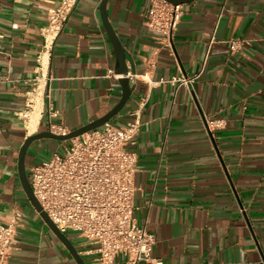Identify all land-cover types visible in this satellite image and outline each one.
<instances>
[{
  "label": "crops",
  "instance_id": "obj_1",
  "mask_svg": "<svg viewBox=\"0 0 264 264\" xmlns=\"http://www.w3.org/2000/svg\"><path fill=\"white\" fill-rule=\"evenodd\" d=\"M101 2L79 0L46 48L42 29L59 0H0V224L18 217L10 264H79L28 198L18 157L30 135L75 130L120 101L123 75ZM149 4H106L131 87L109 121L124 124L146 99L140 132L127 146L137 154L136 222L153 234L151 254L162 264H264V0L182 3L168 41L146 25ZM231 38L251 44L232 53ZM197 74L190 86L172 82ZM55 141L30 145L28 175L43 149L70 145ZM64 234L85 264H97L95 244Z\"/></svg>",
  "mask_w": 264,
  "mask_h": 264
},
{
  "label": "built area",
  "instance_id": "obj_2",
  "mask_svg": "<svg viewBox=\"0 0 264 264\" xmlns=\"http://www.w3.org/2000/svg\"><path fill=\"white\" fill-rule=\"evenodd\" d=\"M78 1L59 0L48 10L47 24L42 29L46 48L69 21ZM182 15V4L150 0L146 25L168 41ZM228 43L233 53L250 45L251 40L231 38ZM199 76L174 78L172 82L190 86ZM145 101L128 112L124 124L107 121L71 139L64 152H54L30 168L29 180L42 210L62 233L74 231L95 244L97 264H162L151 254L153 234L136 222L137 154L127 149L140 132ZM17 226V216L6 225L0 224V264H10ZM120 254L125 257L123 262L116 260Z\"/></svg>",
  "mask_w": 264,
  "mask_h": 264
},
{
  "label": "water",
  "instance_id": "obj_3",
  "mask_svg": "<svg viewBox=\"0 0 264 264\" xmlns=\"http://www.w3.org/2000/svg\"><path fill=\"white\" fill-rule=\"evenodd\" d=\"M108 0H102L100 5V12L102 15L103 23L106 28V31L110 37V40L113 44L117 65H116V73L123 75L122 78H120L121 86H122V97L118 104L114 106L107 114L102 116L101 118L94 120L80 128H77L75 130L66 132V133H56L52 131L51 129L37 132L35 134L30 135L26 138L22 146L20 147L19 151V157H18V170H19V177L21 184L30 199L33 206L36 208V210L41 214L43 217V220L46 222V224L49 226V228L57 235V237L65 244V246L70 250V252L73 254L75 259L78 261L79 264H85L80 255L78 254L75 247L72 245L68 237L62 233L57 226L53 223V221L49 218V216L42 210V207L38 200L36 199L31 183L29 180V175L27 174L26 170V156L28 149L30 145L39 139H45V138H52L58 141H69L73 139L74 137H77L85 132H88L90 130L96 129L98 127H101L105 122L112 119L115 115H117L126 105L127 100L129 99L131 95V87H130V80L127 76L128 69L125 62V51L123 48V45L118 38L113 26L108 20V16L106 13V4ZM169 2H172L174 4H182L185 2H190L192 0H168Z\"/></svg>",
  "mask_w": 264,
  "mask_h": 264
},
{
  "label": "rangeland",
  "instance_id": "obj_4",
  "mask_svg": "<svg viewBox=\"0 0 264 264\" xmlns=\"http://www.w3.org/2000/svg\"><path fill=\"white\" fill-rule=\"evenodd\" d=\"M57 144H62V143H65V142H67V141H58V140H56L55 141ZM56 152V151H59V150H56V148L54 149V150H51L49 147L48 148H45V149H43V159H47V158H49L50 157V155L51 154H53L54 152ZM65 151V148H61V150L59 151L60 153H62V152H64ZM32 163H38V161H35V162H32ZM32 163H30V164H32ZM30 167H29V165H28V169H29Z\"/></svg>",
  "mask_w": 264,
  "mask_h": 264
},
{
  "label": "bare ground",
  "instance_id": "obj_5",
  "mask_svg": "<svg viewBox=\"0 0 264 264\" xmlns=\"http://www.w3.org/2000/svg\"><path fill=\"white\" fill-rule=\"evenodd\" d=\"M38 116H39V107L38 105H36L35 110L32 113L31 120L28 123L30 130L35 129Z\"/></svg>",
  "mask_w": 264,
  "mask_h": 264
}]
</instances>
